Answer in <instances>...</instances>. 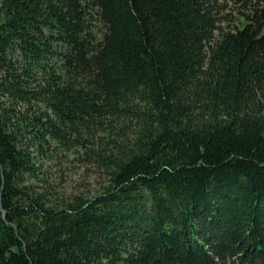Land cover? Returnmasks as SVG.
Wrapping results in <instances>:
<instances>
[{
  "label": "trees",
  "instance_id": "16d2710c",
  "mask_svg": "<svg viewBox=\"0 0 264 264\" xmlns=\"http://www.w3.org/2000/svg\"><path fill=\"white\" fill-rule=\"evenodd\" d=\"M232 1L0 0V264H264V0ZM76 147L109 182L55 198Z\"/></svg>",
  "mask_w": 264,
  "mask_h": 264
},
{
  "label": "rangeland",
  "instance_id": "374dc122",
  "mask_svg": "<svg viewBox=\"0 0 264 264\" xmlns=\"http://www.w3.org/2000/svg\"><path fill=\"white\" fill-rule=\"evenodd\" d=\"M223 1L229 5L228 11L231 12L232 7L236 5L234 1ZM39 165L41 179L49 181L46 187L55 198L70 199L77 195L93 197L109 182L108 171L77 147L65 152H56L51 161L42 160ZM41 186H45V183L41 182L37 189L42 190Z\"/></svg>",
  "mask_w": 264,
  "mask_h": 264
}]
</instances>
